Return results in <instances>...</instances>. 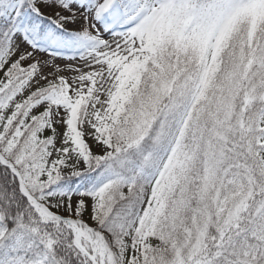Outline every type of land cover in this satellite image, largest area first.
Here are the masks:
<instances>
[{"label":"snow or ice","instance_id":"snow-or-ice-1","mask_svg":"<svg viewBox=\"0 0 264 264\" xmlns=\"http://www.w3.org/2000/svg\"><path fill=\"white\" fill-rule=\"evenodd\" d=\"M0 264H264V0H0Z\"/></svg>","mask_w":264,"mask_h":264}]
</instances>
